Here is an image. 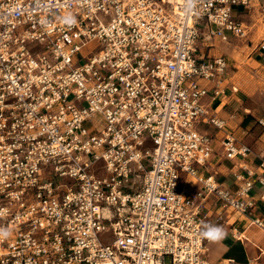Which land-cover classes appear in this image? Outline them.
Segmentation results:
<instances>
[{"label": "built area", "instance_id": "obj_1", "mask_svg": "<svg viewBox=\"0 0 264 264\" xmlns=\"http://www.w3.org/2000/svg\"><path fill=\"white\" fill-rule=\"evenodd\" d=\"M250 4L0 0V264H237L209 259L205 204L249 214L264 174L241 165L233 191L203 173L200 126L225 124L204 100L228 75L208 41L245 36ZM258 59L264 74L263 39ZM220 146L250 152L231 132Z\"/></svg>", "mask_w": 264, "mask_h": 264}, {"label": "crops", "instance_id": "obj_2", "mask_svg": "<svg viewBox=\"0 0 264 264\" xmlns=\"http://www.w3.org/2000/svg\"><path fill=\"white\" fill-rule=\"evenodd\" d=\"M219 49L225 53L224 55L229 61L228 75L221 85L224 94L212 98L210 93L204 100L211 102L217 115L223 118L226 124L231 122L236 131L241 130L242 134H246V136L240 137V140L235 138L238 145H248L250 152L246 157L237 155L234 159L224 158L221 155L220 141L225 132L213 130L212 146L215 153L202 171L205 174H214L219 182L234 191L241 183L235 178V175L242 172L247 176L242 171L241 165L245 164L248 169L254 172L253 179L255 176L260 177L264 174L259 166L264 153V125L262 124L264 122V99L257 96L259 92H256V89L250 88L253 87L251 85L253 82L259 81L258 78L264 80V74L257 73L258 69L252 70L251 65L253 64L249 65L247 60L244 64L248 68L249 76L253 79L248 76L237 77L236 73L240 71V68H237V64L233 60L232 49L227 45H221L217 49L209 48V52L215 53ZM256 63L255 66L258 67L260 61L257 60ZM252 80L253 82H251ZM233 86L236 87L235 91L232 89ZM248 114L258 123L256 126L252 127L250 121L244 127L240 125ZM224 130L226 131V129ZM262 194H264V185L255 181L249 191V195L254 201V206L249 214L233 211L230 208L224 210L219 206V201L214 195L208 198L205 204V209L209 214L207 227L209 230L219 228L223 233L217 239H210L207 244L210 260L221 261L230 258L237 264H264V229L253 222L254 217L264 220V198L260 197ZM219 213L222 217L218 219L217 214Z\"/></svg>", "mask_w": 264, "mask_h": 264}, {"label": "rangeland", "instance_id": "obj_3", "mask_svg": "<svg viewBox=\"0 0 264 264\" xmlns=\"http://www.w3.org/2000/svg\"><path fill=\"white\" fill-rule=\"evenodd\" d=\"M235 14L237 15V19L243 21L245 25V30H246V35L245 36H233L229 34L228 41L225 42L223 40H220L219 38H212L208 42L211 44L210 46L207 47V50L211 47H215L216 49L219 48L221 45H227L232 49V56L234 62L237 64V68H240V71L236 73L237 77H247L252 78L249 76L248 73V68L245 65L248 60L249 65H251V69L255 70L258 69L259 73V65L258 67L255 66L257 65V60L258 57V44L259 42L263 39L264 40V0H251L250 6H247L246 8L239 7L234 8ZM86 53V52H85ZM248 53V54H247ZM212 54H222L224 55L222 51H217ZM226 56V55H224ZM257 56V57H256ZM227 57V56H226ZM228 61V60H227ZM256 61V62H254ZM229 63V61H228ZM245 63V64H244ZM253 79V78H252ZM258 82H253L250 88L253 90L256 89V92H259L257 96H261L262 100L264 99V93H263V88H264V80L261 78H258ZM251 80V79H250ZM95 122L97 119L94 120ZM257 122L252 121L251 126L254 127L256 126ZM200 128L204 131H206L210 136L214 137V132L213 130L218 131L217 128L213 126H207V125H201ZM226 129V131L224 130ZM224 129H221V132H231L234 137L240 140V137L246 136V134H242L241 130L236 131L234 127L232 126L231 122H228L227 124H224ZM188 182L189 184H194L195 179L191 176L188 177ZM182 185V184H181ZM170 262V257H165V263Z\"/></svg>", "mask_w": 264, "mask_h": 264}, {"label": "clouds", "instance_id": "obj_4", "mask_svg": "<svg viewBox=\"0 0 264 264\" xmlns=\"http://www.w3.org/2000/svg\"><path fill=\"white\" fill-rule=\"evenodd\" d=\"M223 233H222V230L219 229V228H211L209 231H207L205 233V235L207 237H209L210 239H217L219 236H221ZM3 235L5 237H7L8 233L7 232H4Z\"/></svg>", "mask_w": 264, "mask_h": 264}, {"label": "trees", "instance_id": "obj_5", "mask_svg": "<svg viewBox=\"0 0 264 264\" xmlns=\"http://www.w3.org/2000/svg\"><path fill=\"white\" fill-rule=\"evenodd\" d=\"M249 121H250V122L255 121V120L253 119V117H252L250 114H248V115H246V116L244 117V119L241 121L240 125H241L242 127H244L245 125L248 124Z\"/></svg>", "mask_w": 264, "mask_h": 264}, {"label": "bare ground", "instance_id": "obj_6", "mask_svg": "<svg viewBox=\"0 0 264 264\" xmlns=\"http://www.w3.org/2000/svg\"><path fill=\"white\" fill-rule=\"evenodd\" d=\"M248 54V53H247Z\"/></svg>", "mask_w": 264, "mask_h": 264}]
</instances>
